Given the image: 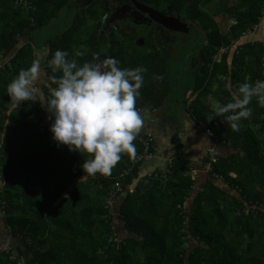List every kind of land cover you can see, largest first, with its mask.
Masks as SVG:
<instances>
[{"label":"trees","instance_id":"16d2710c","mask_svg":"<svg viewBox=\"0 0 264 264\" xmlns=\"http://www.w3.org/2000/svg\"><path fill=\"white\" fill-rule=\"evenodd\" d=\"M16 1L0 0V57L11 56L0 68V210L4 227L18 240L21 264H264V107L253 97L252 115L239 122V131L223 117L208 119L214 112L209 96L227 103L240 84L264 80V0L145 2L164 3L175 16L183 13L202 39L193 58L200 62L192 75L190 117L205 138L206 130L212 132L208 137L217 139L225 155L215 151L216 162L201 173L199 184L191 180L192 164L177 130L164 172L142 175L143 162L135 159L145 150L154 155L156 144L152 134L140 130L134 157L122 154L110 175L82 180L81 165L90 157L56 145L39 97L21 102L9 115L7 85L37 61L41 78L35 85L47 94L48 62L57 49L83 65L100 63L103 46L120 67L146 68L136 102L145 121L166 100L158 83H170L167 54L153 47L150 31L136 33L125 30L122 20L111 21L117 6L111 0H25L28 10ZM218 16L229 20L227 29L216 23ZM48 26L55 34H38ZM258 32L262 42H250ZM179 39V52L185 41L192 44L188 34ZM155 41L158 46L160 38ZM207 160L203 152L202 164ZM117 183L121 191L110 208L106 202ZM193 183L202 191L192 195ZM0 264L15 262L0 255Z\"/></svg>","mask_w":264,"mask_h":264},{"label":"clouds","instance_id":"9594fccd","mask_svg":"<svg viewBox=\"0 0 264 264\" xmlns=\"http://www.w3.org/2000/svg\"><path fill=\"white\" fill-rule=\"evenodd\" d=\"M76 55L82 56L84 53L77 52ZM48 64L52 74L47 78L50 82L47 94L35 87L37 80L41 78V68L37 61H33L27 69H21L10 81L6 88L9 115L12 110L18 109L21 102L35 101L39 97V104L49 114V131L56 145L66 146L69 152L90 157L84 159L81 165L84 173L82 180L97 174L110 175L122 154L131 157L136 154L133 141L144 123L136 102L141 95L143 74L147 69L122 68L114 57H106L100 63L86 62L80 65L76 59H69L67 51L59 49ZM57 73L60 75H56ZM253 97L260 107H264V80L240 84L227 103L214 101L209 96L208 100L214 105L209 121L215 117H223L222 122L227 123L233 131H239V122L252 115V109L248 105ZM8 124L9 121L5 120L4 128ZM212 148L215 153V148ZM197 172L196 178L191 179L196 180V183L199 172L203 173L201 170ZM9 237L17 254L15 243L18 240L10 235ZM4 240L7 239L3 237L0 242Z\"/></svg>","mask_w":264,"mask_h":264},{"label":"crops","instance_id":"0c3cea01","mask_svg":"<svg viewBox=\"0 0 264 264\" xmlns=\"http://www.w3.org/2000/svg\"><path fill=\"white\" fill-rule=\"evenodd\" d=\"M217 18V17H216ZM124 21V20H123ZM122 21L127 22L128 20ZM128 29V28H127ZM126 30V29H125ZM256 35V34H255ZM250 37V42H262L260 41L259 32L256 36ZM249 38V37H247ZM244 38V39H247ZM102 52L108 51L101 46ZM106 58V57H105ZM105 58H100L99 61H103ZM159 90H161L166 95V100L162 107L157 111L151 113L147 120H144L141 131L144 133L152 134L155 141V153L153 157L142 164V174H147L152 171L158 170L159 172H164L167 168L169 161L174 156V148L171 146L169 139L171 135L177 130L178 135L181 138V146L184 152V156L188 157L191 161L192 168L200 171V165H202V156L205 152L206 147L213 145L217 154L225 155L224 148L218 144L217 140L211 139L207 136L198 132L196 126L192 124L189 105L191 103V90L187 87L185 92L182 94L184 97L180 100H175V103L179 105L183 103V111L177 116L169 107L170 105V94L171 86H160L158 83ZM167 90V93L165 92ZM164 110V112H163ZM167 110V111H166ZM197 167V168H196ZM204 174V173H202ZM202 174L199 172L197 176V183L202 182ZM234 175V174H231ZM200 181V182H199ZM197 184V185H198ZM115 206V205H114Z\"/></svg>","mask_w":264,"mask_h":264},{"label":"flooded vegetation","instance_id":"af4514ba","mask_svg":"<svg viewBox=\"0 0 264 264\" xmlns=\"http://www.w3.org/2000/svg\"><path fill=\"white\" fill-rule=\"evenodd\" d=\"M149 1L154 2L153 0H111V3L117 5V8L115 6L113 7L114 11L116 9V13L111 15V21L116 19L120 21L128 20V26H126L125 24L123 25L125 27H128V29L130 27L131 30L136 33L142 32V23L150 25L153 30L158 31L160 34L155 35L154 33L146 31L152 34L151 43L155 45L153 47L159 50L161 54H167V58L169 56H175L178 52L177 49H175V45L177 43L176 38L179 37V34H189L191 30H196L194 29L193 24H189L183 21L185 19L183 13H181L183 14V18H181L180 15L175 16L174 13L169 9V7L166 6L168 11H165L163 9L162 6L164 5V3H160L157 7H155L154 5L151 6L145 3ZM81 3L85 4L87 3V1L84 2L83 0H81ZM172 19H175L176 21ZM131 25H134L136 29ZM158 37L160 38V41L157 46V42L155 40ZM200 40H202L201 37ZM140 41V43L142 44L143 40L141 39ZM171 50L172 52L169 53V51ZM128 54L133 55L131 51H129ZM199 62L200 58L198 56V60L194 59V63L197 66Z\"/></svg>","mask_w":264,"mask_h":264},{"label":"rangeland","instance_id":"374dc122","mask_svg":"<svg viewBox=\"0 0 264 264\" xmlns=\"http://www.w3.org/2000/svg\"><path fill=\"white\" fill-rule=\"evenodd\" d=\"M117 1H121V0H117ZM232 3L233 2H231L230 4H232ZM162 7L165 11H168L165 4ZM180 17L183 18V14H180ZM60 19H62V18L56 17L54 20H56L59 23ZM215 21H216V23L219 24L220 27H221V25H224L226 27V29L230 25L229 20L226 17L218 16L217 18H215ZM124 24L126 26H128L127 22H124ZM63 26H64V23H63V21H61L60 27H63ZM127 28L128 27H125V29H127ZM149 29H150V25L142 23V32L150 31L151 33H154L155 35L159 34L158 31L153 30V29L149 30ZM55 32H56V28L54 26H52V27L48 26L45 28H40L38 34H42L45 36L46 34H48V35L55 34ZM188 38L192 40V44H190L188 46L187 41H185V45H184L185 49L183 51H180V52L178 49H179L180 44L182 42H180L179 37L176 38V42H177L176 47L178 46L177 47L178 52L176 53L175 56H172V57L169 56L167 58L166 63H164L165 72H166V79H167L168 83L170 82V86H171L170 105L168 108H170L173 112H175V114L177 116L179 115V113L181 111H183L184 105H183V103H181L180 105L178 103H175V100L181 101V98L184 97L182 95L185 92L184 89L187 87L190 89V87L193 84L192 83V75L194 73V69L196 66L193 58H195V54H194L196 52L195 48H196L197 44L200 42L199 32L191 30L188 34ZM170 52H172V50L169 51V53ZM10 57H8L6 59H3L2 57H0V68L3 67V65L9 61ZM102 57L103 58L106 57L105 51L103 52ZM39 80H38V82H39ZM188 105H190V104H188ZM209 107L212 110H214L213 103H211ZM6 117H7V115H6ZM194 126H196V125H194ZM142 175H146V174H142ZM0 189H1V187H0ZM3 237L6 238L7 240L10 239L8 228L6 229L4 227V214H2L1 210H0V240ZM10 242H13V241H10ZM15 244L17 245L18 242H16Z\"/></svg>","mask_w":264,"mask_h":264},{"label":"built area","instance_id":"2783aa9c","mask_svg":"<svg viewBox=\"0 0 264 264\" xmlns=\"http://www.w3.org/2000/svg\"><path fill=\"white\" fill-rule=\"evenodd\" d=\"M16 5L24 8L26 10L30 9V6H28L27 2L25 0H17L16 1ZM247 34H250V32H248ZM247 34H245L244 36H247ZM35 87L38 89L37 85H35ZM39 90V89H38ZM41 92V89L39 90ZM45 116V115H44ZM206 134L209 136H213L212 132H210V130H206ZM206 156L208 158V160L202 165L201 171L203 173H209L211 170V164L216 162V157H215V153H214V149L211 148H207L206 149ZM153 157V155L149 154L147 152V150L144 151V153L140 156H138L135 159V162L138 161H142L145 162L149 159H151ZM198 172L196 170H191L190 175H191V179L194 180L196 178V174ZM232 177H234L233 175H230ZM214 178L216 180H221V178L219 176L214 175ZM191 191L193 192L192 195L195 192H201L202 191V187H199L198 185H196L195 183H193L191 185ZM121 191V187L120 185L117 183L114 186V191L111 193L109 199L106 202V205L110 208H112L115 205V194ZM179 209H183V207H178ZM185 208L187 210V204H185ZM116 241V240H114ZM4 254V255H8L9 258L15 262V264H21V259H19L17 257V254L11 244V242L9 240H4L0 242V255Z\"/></svg>","mask_w":264,"mask_h":264},{"label":"water","instance_id":"95a60500","mask_svg":"<svg viewBox=\"0 0 264 264\" xmlns=\"http://www.w3.org/2000/svg\"><path fill=\"white\" fill-rule=\"evenodd\" d=\"M149 12V11H148ZM172 20H175V19H172ZM176 21V20H175ZM171 139V138H170ZM170 139H169V142H170Z\"/></svg>","mask_w":264,"mask_h":264}]
</instances>
